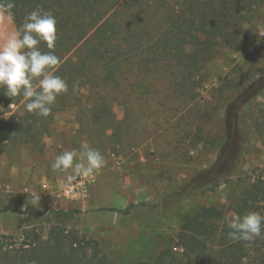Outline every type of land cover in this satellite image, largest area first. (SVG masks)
I'll return each mask as SVG.
<instances>
[{"label": "rangeland", "instance_id": "374dc122", "mask_svg": "<svg viewBox=\"0 0 264 264\" xmlns=\"http://www.w3.org/2000/svg\"><path fill=\"white\" fill-rule=\"evenodd\" d=\"M249 20L238 48L220 47L188 89L180 88L177 67L145 73L126 63L107 82L102 65L91 63L82 83L68 85L51 106L47 134L0 148V234L19 243L23 231L35 227L46 236L50 225L43 212L70 213L69 231L96 240L100 254L116 264H138L174 246L181 221L201 207L223 209L227 222L236 216L243 191L264 176V90L235 104L251 80L264 75V3ZM1 101L2 118H9L12 109ZM24 102L12 113L23 114ZM82 143L99 150L105 164L88 178L86 195L59 196L70 170L55 172L50 165ZM208 177L216 184L201 187ZM29 193H39V204L33 206ZM217 250L218 237L210 245V264ZM173 252L175 264H195L183 250Z\"/></svg>", "mask_w": 264, "mask_h": 264}, {"label": "trees", "instance_id": "16d2710c", "mask_svg": "<svg viewBox=\"0 0 264 264\" xmlns=\"http://www.w3.org/2000/svg\"><path fill=\"white\" fill-rule=\"evenodd\" d=\"M14 3L17 28L25 14L37 8L51 11L56 17L57 39L52 51L60 58V64L55 73L66 72L67 85L82 83L93 62L102 65L107 82L115 81L120 68L130 63L145 73L159 66L166 70L177 67L181 70L180 88L188 89L201 64L213 60L220 47L238 48L242 25L250 21L254 7L264 0H14ZM41 51L49 49L42 45ZM263 90L264 75L255 77L235 104H245ZM3 92L0 88V97L8 109L9 105L17 106L24 100L22 96L12 100ZM25 103L21 105L23 114L10 110L9 118H2L0 113V148L8 141L30 143L47 134L46 119L50 115L45 118L29 113ZM230 135L229 130L224 154L231 143ZM216 181L208 177L201 187ZM253 211L264 216V176L243 191L234 209L236 216ZM43 213L50 225L46 236L35 227L25 229L19 243L12 236L0 234V264H116L100 254L96 240H87L68 230L65 221L70 213L55 210ZM230 231L223 209L201 207L181 221L174 246L162 250L153 261L138 264H175L179 260L174 250H183L184 256L194 257L195 264H210L207 256L217 237L215 264H264V225L261 236L251 242L230 239Z\"/></svg>", "mask_w": 264, "mask_h": 264}, {"label": "clouds", "instance_id": "9594fccd", "mask_svg": "<svg viewBox=\"0 0 264 264\" xmlns=\"http://www.w3.org/2000/svg\"><path fill=\"white\" fill-rule=\"evenodd\" d=\"M14 0H0V32L5 25L15 24ZM57 20L51 11L40 8L27 12L23 23L4 35L0 42V88L11 98L22 96L25 110L41 117H48L51 106L68 85L55 74L60 58L52 51L55 47ZM49 51H41V46ZM76 86L73 87V91ZM11 106V105H9ZM104 156L99 150L82 143L80 150H66L54 158L51 169L69 173V181L93 177L103 168ZM33 206L39 204V193H29ZM264 216L248 212L234 216L227 222L229 238L251 242L262 234Z\"/></svg>", "mask_w": 264, "mask_h": 264}, {"label": "built area", "instance_id": "2783aa9c", "mask_svg": "<svg viewBox=\"0 0 264 264\" xmlns=\"http://www.w3.org/2000/svg\"><path fill=\"white\" fill-rule=\"evenodd\" d=\"M12 110L16 109L14 104H11ZM91 179L80 178L79 180L70 181L63 192L59 195L65 198H74L76 196H84L88 193Z\"/></svg>", "mask_w": 264, "mask_h": 264}, {"label": "crops", "instance_id": "0c3cea01", "mask_svg": "<svg viewBox=\"0 0 264 264\" xmlns=\"http://www.w3.org/2000/svg\"><path fill=\"white\" fill-rule=\"evenodd\" d=\"M15 28H17L16 24H14V25H5V26L3 27L2 32H0V42H2L4 35H6L7 33H10L11 31L15 30ZM15 107H16V106H15ZM14 110H15V109H14ZM14 110H12V112H13ZM12 112H11V113H12ZM5 164H6V163H5ZM8 164H9V163H8ZM3 165H4V164H3ZM8 167L10 168L11 165H9ZM19 170H20V169H18V168H16V167H12V173H15L16 171L19 172ZM21 170H23V172H24V171H27V170H29V167L21 168ZM31 171H32V170H31ZM41 175H42V174H41ZM44 176H46V175H44ZM30 177L35 178V175H32V172H31ZM41 178H43V176H42ZM12 185H15V182H13ZM73 205L76 206V203H73Z\"/></svg>", "mask_w": 264, "mask_h": 264}]
</instances>
